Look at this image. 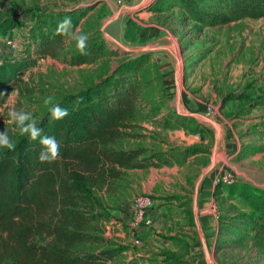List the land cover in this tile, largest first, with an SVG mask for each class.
Wrapping results in <instances>:
<instances>
[{
  "label": "rangeland",
  "instance_id": "1",
  "mask_svg": "<svg viewBox=\"0 0 264 264\" xmlns=\"http://www.w3.org/2000/svg\"><path fill=\"white\" fill-rule=\"evenodd\" d=\"M179 1L0 0V23L8 27L0 30V62L25 54L34 13L44 11L72 13L77 34L108 47L75 66L68 61L79 49L69 35L56 58L32 53L0 105V131L14 141L22 134L11 109L31 112L37 123L49 112L45 98L68 108L71 96L126 67L140 113L113 147L165 154L167 163L92 185L85 206L96 239L78 249L113 251L109 264H264V240L255 238L260 222L253 224L264 219V119L256 117L264 110V17L194 21ZM226 127L231 134L221 142L233 143L230 163L220 146ZM250 129L259 138L249 140ZM137 196L152 200L140 219L131 208ZM206 208L216 224L208 238Z\"/></svg>",
  "mask_w": 264,
  "mask_h": 264
},
{
  "label": "trees",
  "instance_id": "2",
  "mask_svg": "<svg viewBox=\"0 0 264 264\" xmlns=\"http://www.w3.org/2000/svg\"><path fill=\"white\" fill-rule=\"evenodd\" d=\"M168 1L172 0H160ZM178 3L187 18L194 21L213 18L227 24L242 18L264 17V0ZM72 16L52 11L34 13L25 54L7 56L0 62V105L7 101L11 88L19 85V74L31 61L32 53L38 59L60 55L68 35L58 32L57 25L70 17L74 30ZM7 28L0 23L1 31ZM94 42L88 41L83 52H74L68 63L81 65L108 49L105 41ZM121 68L110 82L71 96L68 115L63 119H53L49 111L37 122L43 135L55 136L59 141L56 157L40 160L43 146L27 134L14 140V150L0 148V264H109L113 259V251L78 249L96 239L89 232L95 216L85 206L90 187L117 178L122 170L156 167L157 161L167 163L165 154L113 147L122 130L131 126L140 113V94L129 77L123 75L126 67ZM60 105L64 107L65 102ZM259 210L264 213V207ZM253 224L257 226L255 238L264 240V219Z\"/></svg>",
  "mask_w": 264,
  "mask_h": 264
},
{
  "label": "clouds",
  "instance_id": "3",
  "mask_svg": "<svg viewBox=\"0 0 264 264\" xmlns=\"http://www.w3.org/2000/svg\"><path fill=\"white\" fill-rule=\"evenodd\" d=\"M57 31L71 36L76 41V47L83 52L88 42L86 33L77 34L73 30V24L70 17H65L57 25ZM46 105H50L49 111L51 117L55 120H61L68 115V108L62 107L59 103H53L51 97L44 99ZM9 116L18 127L21 134H27L30 140H39L43 146L39 155L40 160H50L59 154L60 143L55 136L43 135V129L37 126L36 120L32 117V113L28 111H18L11 109ZM6 147L9 150L15 149V143L10 138L7 130L0 131V148Z\"/></svg>",
  "mask_w": 264,
  "mask_h": 264
},
{
  "label": "crops",
  "instance_id": "4",
  "mask_svg": "<svg viewBox=\"0 0 264 264\" xmlns=\"http://www.w3.org/2000/svg\"><path fill=\"white\" fill-rule=\"evenodd\" d=\"M193 101V100H192ZM198 101V100H197ZM261 102L259 103H262L260 106L262 108V106L264 107V100L260 99ZM252 103H254L252 101ZM202 104L200 103V101H198V103L196 104L197 107H200ZM256 117L257 118H261V119H264V110H259L257 111L256 113ZM256 121V120H255ZM262 129V128H261ZM249 134H251L249 140H252V139H257L259 137H257V133L259 132H256L254 131L253 129H250V132H248ZM260 133H263L264 135V132H260ZM231 134V131L229 129V127L225 128V131H223L222 133H220V143H221V147H223V152L221 153L222 155L225 156V161L227 160L229 163H230V159L231 157L233 156V143H222L221 141H223V139H228L229 140V135ZM226 154L228 156H226ZM201 202V201H200ZM201 215L204 216V219L206 220V222H204L203 224H206L207 226H205V229H207L205 232H204V235L205 237H210V236H213L214 234V231H215V220H214V216H213V213L210 209L206 208V210L200 212Z\"/></svg>",
  "mask_w": 264,
  "mask_h": 264
},
{
  "label": "built area",
  "instance_id": "5",
  "mask_svg": "<svg viewBox=\"0 0 264 264\" xmlns=\"http://www.w3.org/2000/svg\"><path fill=\"white\" fill-rule=\"evenodd\" d=\"M7 46L10 51L16 50V44L12 41H7ZM152 204V200L149 196H137L131 201V208L135 213V219H140L142 217V213L147 207H150Z\"/></svg>",
  "mask_w": 264,
  "mask_h": 264
}]
</instances>
